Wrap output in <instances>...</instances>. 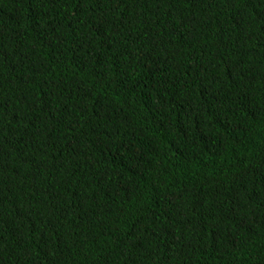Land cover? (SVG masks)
<instances>
[{"label": "trees", "instance_id": "1", "mask_svg": "<svg viewBox=\"0 0 264 264\" xmlns=\"http://www.w3.org/2000/svg\"><path fill=\"white\" fill-rule=\"evenodd\" d=\"M0 264H264V0H0Z\"/></svg>", "mask_w": 264, "mask_h": 264}]
</instances>
